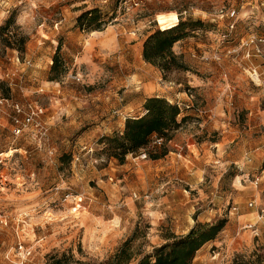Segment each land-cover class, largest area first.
<instances>
[{
  "label": "rangeland",
  "instance_id": "obj_1",
  "mask_svg": "<svg viewBox=\"0 0 264 264\" xmlns=\"http://www.w3.org/2000/svg\"><path fill=\"white\" fill-rule=\"evenodd\" d=\"M94 9L98 30L80 26ZM180 22L187 33L173 50L186 69L164 76L142 46ZM254 37H264V0H26L0 9V98L43 108L41 127L20 136L13 110L0 108V264L63 254L104 263L127 240L136 264L167 238L222 219L193 264L252 257L264 246V55L246 56ZM57 53L60 76L51 71ZM152 95L187 119L167 146L154 138L120 164L102 138L143 115Z\"/></svg>",
  "mask_w": 264,
  "mask_h": 264
},
{
  "label": "trees",
  "instance_id": "obj_2",
  "mask_svg": "<svg viewBox=\"0 0 264 264\" xmlns=\"http://www.w3.org/2000/svg\"><path fill=\"white\" fill-rule=\"evenodd\" d=\"M100 20V12L95 9L82 13L78 18L80 26H87L90 30H98ZM8 26L3 29H7ZM183 28V22L168 28H160L162 31L154 32L143 43V60L158 67L164 76L173 68L186 69L185 64L178 62L179 58L173 50L174 45L186 36L187 32ZM21 41L25 42L23 38ZM51 71L56 76L66 71L65 63L58 53L53 57ZM143 110V115L126 119L124 131L102 138L107 156L116 159L120 164H124L129 155H136L142 150L149 151L154 138L163 140L160 147L167 146L172 140L173 133L187 119V116L178 119L181 114L178 105L159 97L146 99ZM166 154L167 151L162 156H152V159H159ZM226 225L227 219L215 223H196L186 235L167 238L165 244L154 248L151 254L143 256L136 264H193L200 249L214 241ZM131 242L132 240L125 241L104 263L84 262L75 259L73 255L63 254L50 255L47 264H131L135 257ZM232 264H264V246L257 249L249 259L240 255L235 257Z\"/></svg>",
  "mask_w": 264,
  "mask_h": 264
},
{
  "label": "built area",
  "instance_id": "obj_3",
  "mask_svg": "<svg viewBox=\"0 0 264 264\" xmlns=\"http://www.w3.org/2000/svg\"><path fill=\"white\" fill-rule=\"evenodd\" d=\"M60 2H66L68 0H59ZM26 0H0V9L5 10L6 12H9L11 9L18 8L22 6ZM138 5V3H135ZM231 17L235 15V11L231 12ZM248 44L252 45V53L249 51L247 52L246 56L248 58H251L252 54H255L257 56L264 55V37H258V38H252L247 42ZM17 62L20 63V58H16ZM26 64V63H22ZM252 76L259 78V74L257 69H252ZM8 76V75H7ZM1 107H10L14 112L13 117V133L16 136H20L24 133L25 129L30 126H35L36 128L41 127L38 118L43 114V108L39 106L38 104L28 103L26 105L10 101L6 98H0V108ZM163 143L162 139H156L154 141V145L161 146ZM146 151V150H145ZM147 157L146 153L143 154V158L145 159ZM136 197V195H134ZM232 210H236L235 207L232 208ZM27 256L30 255V252L26 253ZM21 255V253H20ZM25 262H20L19 264H24Z\"/></svg>",
  "mask_w": 264,
  "mask_h": 264
},
{
  "label": "crops",
  "instance_id": "obj_4",
  "mask_svg": "<svg viewBox=\"0 0 264 264\" xmlns=\"http://www.w3.org/2000/svg\"><path fill=\"white\" fill-rule=\"evenodd\" d=\"M17 57V56H16ZM156 95H152V96H148L146 99H148V98H150V97H155ZM159 97V96H158ZM146 99L143 101V104L145 103V101H146ZM186 115H188V114H186ZM131 116L130 115H128L126 118H125V120L127 119V118H130ZM184 117V116H183ZM236 183V182H235ZM255 215V213H246V215H244L243 217H242V220L243 221H245V220H251L252 218H253V216ZM203 248V247H202ZM200 251H201V249H200Z\"/></svg>",
  "mask_w": 264,
  "mask_h": 264
},
{
  "label": "bare ground",
  "instance_id": "obj_5",
  "mask_svg": "<svg viewBox=\"0 0 264 264\" xmlns=\"http://www.w3.org/2000/svg\"><path fill=\"white\" fill-rule=\"evenodd\" d=\"M257 81H259V80H257Z\"/></svg>",
  "mask_w": 264,
  "mask_h": 264
}]
</instances>
